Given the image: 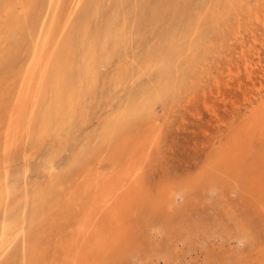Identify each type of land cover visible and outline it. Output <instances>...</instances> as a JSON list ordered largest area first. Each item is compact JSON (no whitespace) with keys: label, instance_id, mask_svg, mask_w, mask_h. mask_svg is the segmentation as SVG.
Returning <instances> with one entry per match:
<instances>
[{"label":"rangeland","instance_id":"obj_1","mask_svg":"<svg viewBox=\"0 0 264 264\" xmlns=\"http://www.w3.org/2000/svg\"><path fill=\"white\" fill-rule=\"evenodd\" d=\"M263 105L264 0H0V264H264L220 216Z\"/></svg>","mask_w":264,"mask_h":264},{"label":"bare ground","instance_id":"obj_2","mask_svg":"<svg viewBox=\"0 0 264 264\" xmlns=\"http://www.w3.org/2000/svg\"><path fill=\"white\" fill-rule=\"evenodd\" d=\"M240 137H241V139L239 141L243 140V143L246 142V144H247V146L249 148L252 147L255 142L258 143L260 150H258V153H256L257 150H254V153L257 154V156L251 157V159H252L251 161L254 162L253 164H256V167L258 166L259 163L260 164H264L263 163V161H264V105L262 107H260L249 120L246 121L245 125L243 126V129H242V132L240 134ZM236 150L238 152L236 153V156H234L232 158V160L229 161L227 158H225V159H222V160L219 161L218 169L220 170L219 172H221L220 173L221 176H218V177H215V178L213 177L211 179V184L209 185V187L211 186V190H215V189L217 190L218 188H220V186H224V187H221L220 189H218L217 191L221 190L224 193H226L225 195L234 194V193L237 192L238 187H242V184L241 183H243L245 185L244 182H246V180L252 175V174L247 173V170L249 168H252V167L250 166V164H248L247 161H244L245 159H243L244 156L241 153V151H243L242 145L239 144V146H238V144H237ZM256 157H257V159L255 160ZM255 170H257V169H255ZM216 171H218V170H216ZM253 175H254V178L252 179V177H251L250 179H248V183L249 184H254L255 187H253V186L252 187H249L250 190H248L246 187H243V188H241V190H242L243 193L244 192L247 193L246 200H248V204H249V200H252V201H255L256 202L255 208L254 209H251V208L245 207L246 208L245 209L246 214L243 215L242 217H238L237 218V216L235 214L236 213V209H235V207L232 206L234 202H232V203H230V202L229 203L223 202L222 203L223 204V211H221V213H220L221 218H223L226 222L234 221L236 223V227L240 229L242 236L243 235L255 234V229L256 230L257 229H262L263 230V233H264V172H259V171L257 172V171H255ZM222 182H224V183H222ZM225 182H226V184H225ZM256 182H258V183H256ZM233 183H236L237 186H234ZM221 191L219 193H221ZM249 197H251V199H249ZM221 200H222V198H221ZM252 206L253 205H251L249 207H252ZM147 210L148 209H146V211ZM148 212H150V210ZM153 215H154V213H153ZM150 218H151L150 222H151L152 226L154 227V229L156 228L157 231H160V232L161 231L162 232H167V234L168 233L171 234V232L174 231V230H172V227H170V226H172L176 222L178 223V221L176 219H174V218H173V220L170 219L169 220V225H168L170 228L167 229V227H163V226L161 227L160 226L161 224H158L157 221L155 223L153 221V218L152 217H150ZM221 222L219 221L218 224L220 225ZM224 224H223V226L221 224V226L223 228V231H225L224 230L225 229L224 228ZM183 225L184 224H182V226ZM252 225H253L254 228L252 227ZM204 228H206V227L203 224L202 231H203ZM214 228H216V227H214ZM222 228L221 227L218 228V226H217V229H219V230L222 229ZM6 231H7V229H6ZM205 231L206 230L204 229V232H203L204 235L206 234ZM216 233H219V231L217 230ZM207 234H208V232H207ZM246 237H248V236H246ZM129 241H130L131 244L129 242H127L126 244L129 245V246H127L125 249L123 248L124 251L122 253H116V257L117 256H121V255H124V254L125 255H127V254L132 255V254H135V253L140 254L139 253V250H140V248L142 246L139 243L134 242L136 240H132V242H131V240H129ZM121 245H123V244H121ZM2 247H3V245L1 244L0 248H2ZM261 254L264 255V251L261 252ZM262 257L264 258V256H262ZM245 260L248 261L247 258H245ZM241 264H247V263H244L243 262ZM261 264H263V263H261Z\"/></svg>","mask_w":264,"mask_h":264}]
</instances>
